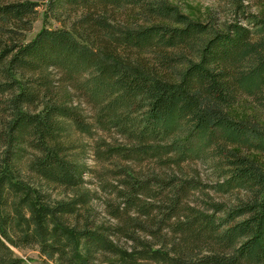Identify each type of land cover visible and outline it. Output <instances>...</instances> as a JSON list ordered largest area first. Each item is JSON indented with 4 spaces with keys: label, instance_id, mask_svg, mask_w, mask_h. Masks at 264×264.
Segmentation results:
<instances>
[{
    "label": "trees",
    "instance_id": "16d2710c",
    "mask_svg": "<svg viewBox=\"0 0 264 264\" xmlns=\"http://www.w3.org/2000/svg\"><path fill=\"white\" fill-rule=\"evenodd\" d=\"M43 1L0 0V264H264V16L48 0L23 43Z\"/></svg>",
    "mask_w": 264,
    "mask_h": 264
},
{
    "label": "rangeland",
    "instance_id": "374dc122",
    "mask_svg": "<svg viewBox=\"0 0 264 264\" xmlns=\"http://www.w3.org/2000/svg\"><path fill=\"white\" fill-rule=\"evenodd\" d=\"M48 0L40 2L39 14L37 20L33 23L32 30L28 32L24 37L23 43L32 41L37 34L44 28L58 29L61 28V23L55 21L52 18L46 17L45 7ZM173 4L179 6L181 10L189 15L192 19L197 21H206L211 15L217 16L221 20L226 19L225 8L228 6L230 0H171ZM250 11L255 14L264 16V4H257L256 2L249 0ZM4 41H0V50L5 47ZM257 113L252 106L247 104H240L232 110L233 116L239 119H244L247 116ZM85 142L89 141L85 139ZM88 165L93 167L95 172L103 171L104 164L95 160L93 153L88 154ZM106 166V165H105ZM107 167V166H106ZM110 170V165H109ZM91 189H97V180L95 177H90ZM99 190V189H98ZM58 198H62L63 195L57 194ZM16 255L21 259L22 264H50L45 260L37 249H23L16 250Z\"/></svg>",
    "mask_w": 264,
    "mask_h": 264
}]
</instances>
